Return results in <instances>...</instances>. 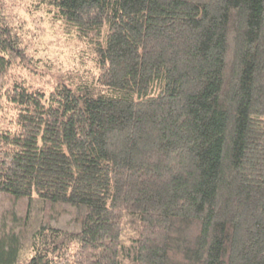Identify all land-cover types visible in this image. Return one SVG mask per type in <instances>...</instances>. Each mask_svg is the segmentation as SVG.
Segmentation results:
<instances>
[{"label": "trees", "instance_id": "16d2710c", "mask_svg": "<svg viewBox=\"0 0 264 264\" xmlns=\"http://www.w3.org/2000/svg\"><path fill=\"white\" fill-rule=\"evenodd\" d=\"M0 264H264V0H0Z\"/></svg>", "mask_w": 264, "mask_h": 264}, {"label": "rangeland", "instance_id": "374dc122", "mask_svg": "<svg viewBox=\"0 0 264 264\" xmlns=\"http://www.w3.org/2000/svg\"><path fill=\"white\" fill-rule=\"evenodd\" d=\"M42 16L45 32L39 37L32 57L17 64L18 73L27 83L38 85L46 92L59 82L74 88L82 86L89 79L88 74L97 71L92 53L49 11Z\"/></svg>", "mask_w": 264, "mask_h": 264}]
</instances>
